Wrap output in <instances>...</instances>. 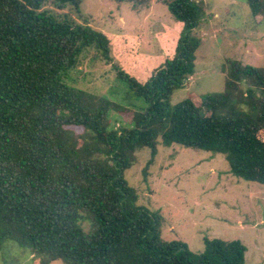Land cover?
Segmentation results:
<instances>
[{"label": "trees", "instance_id": "obj_1", "mask_svg": "<svg viewBox=\"0 0 264 264\" xmlns=\"http://www.w3.org/2000/svg\"><path fill=\"white\" fill-rule=\"evenodd\" d=\"M81 1L0 0V251L12 241L38 264H244L237 239L205 238L202 252L163 239L162 217L138 203L124 171L143 147L154 158L159 141L220 153L233 175L264 185V67L226 58L223 90L171 105L193 73L200 40L191 31L204 8L160 0L182 32L145 82L117 71L145 107L115 127L117 102L73 86L87 49L112 63L110 39L89 25ZM245 1L264 17V0ZM48 2L71 6L84 23L57 19Z\"/></svg>", "mask_w": 264, "mask_h": 264}, {"label": "rangeland", "instance_id": "obj_2", "mask_svg": "<svg viewBox=\"0 0 264 264\" xmlns=\"http://www.w3.org/2000/svg\"><path fill=\"white\" fill-rule=\"evenodd\" d=\"M195 1L204 8L191 31L200 44L193 73L172 93L171 105L191 93L200 96L223 90L226 58L264 67L262 14L252 17L245 0ZM145 2L149 5L143 7ZM43 9L57 19L84 23L69 5L56 7L48 2ZM79 10L93 29L110 39L109 54L116 69L101 57L93 58L100 54L93 46L81 55L73 86L117 102L120 109L111 113V123L115 127L129 124L133 112L145 107V102L117 77V71L140 82L148 80L155 68L173 56L183 25L160 0H82ZM71 128L82 131L79 126ZM150 158L148 147L135 151L124 177L136 189L138 203L159 212L163 239L181 240L194 252L203 251L205 238L237 239L247 248L244 264H264V185L233 175L220 153L177 144L166 147L158 141ZM0 264H38V259L5 241Z\"/></svg>", "mask_w": 264, "mask_h": 264}]
</instances>
